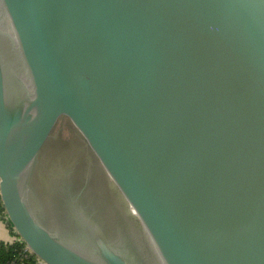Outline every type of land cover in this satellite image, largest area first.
Here are the masks:
<instances>
[{
	"label": "water",
	"instance_id": "1",
	"mask_svg": "<svg viewBox=\"0 0 264 264\" xmlns=\"http://www.w3.org/2000/svg\"><path fill=\"white\" fill-rule=\"evenodd\" d=\"M70 157L150 264H264V0H0L9 224L41 264H142L81 195L51 214Z\"/></svg>",
	"mask_w": 264,
	"mask_h": 264
},
{
	"label": "flooded vegetation",
	"instance_id": "2",
	"mask_svg": "<svg viewBox=\"0 0 264 264\" xmlns=\"http://www.w3.org/2000/svg\"><path fill=\"white\" fill-rule=\"evenodd\" d=\"M81 172L76 159L70 157L63 169L40 181V187L52 203L49 205L51 214L63 226L75 225L72 203L73 199L81 195L77 205L103 227L112 243L120 244L142 264H150L140 244L125 228L115 211L98 196Z\"/></svg>",
	"mask_w": 264,
	"mask_h": 264
},
{
	"label": "trees",
	"instance_id": "3",
	"mask_svg": "<svg viewBox=\"0 0 264 264\" xmlns=\"http://www.w3.org/2000/svg\"><path fill=\"white\" fill-rule=\"evenodd\" d=\"M0 216L4 217V209L0 200ZM11 230L12 227L9 224ZM25 244L22 242H14L12 244H0V264H37L38 259L33 256H25Z\"/></svg>",
	"mask_w": 264,
	"mask_h": 264
},
{
	"label": "crops",
	"instance_id": "4",
	"mask_svg": "<svg viewBox=\"0 0 264 264\" xmlns=\"http://www.w3.org/2000/svg\"><path fill=\"white\" fill-rule=\"evenodd\" d=\"M16 238L17 236L14 231L9 228V222L6 215L4 217L0 216V244H12L16 241Z\"/></svg>",
	"mask_w": 264,
	"mask_h": 264
},
{
	"label": "built area",
	"instance_id": "5",
	"mask_svg": "<svg viewBox=\"0 0 264 264\" xmlns=\"http://www.w3.org/2000/svg\"><path fill=\"white\" fill-rule=\"evenodd\" d=\"M16 241L22 243V241H21L19 238H16ZM16 241H15V242H16ZM24 253H25V256H32V255H31V251H30V249H29L27 246H25V248H24ZM39 263H40V262H39V260H38V263H37V264H39Z\"/></svg>",
	"mask_w": 264,
	"mask_h": 264
},
{
	"label": "rangeland",
	"instance_id": "6",
	"mask_svg": "<svg viewBox=\"0 0 264 264\" xmlns=\"http://www.w3.org/2000/svg\"><path fill=\"white\" fill-rule=\"evenodd\" d=\"M10 234V233H9ZM120 250H122V251H124V248L120 245V244H118V245H116ZM39 264H41V263H39Z\"/></svg>",
	"mask_w": 264,
	"mask_h": 264
}]
</instances>
